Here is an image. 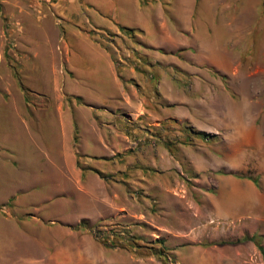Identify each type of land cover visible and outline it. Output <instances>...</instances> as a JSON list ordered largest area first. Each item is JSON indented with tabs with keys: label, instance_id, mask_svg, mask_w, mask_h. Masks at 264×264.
I'll return each mask as SVG.
<instances>
[{
	"label": "rangeland",
	"instance_id": "rangeland-1",
	"mask_svg": "<svg viewBox=\"0 0 264 264\" xmlns=\"http://www.w3.org/2000/svg\"><path fill=\"white\" fill-rule=\"evenodd\" d=\"M195 248L264 264V0H0V264Z\"/></svg>",
	"mask_w": 264,
	"mask_h": 264
},
{
	"label": "crops",
	"instance_id": "crops-1",
	"mask_svg": "<svg viewBox=\"0 0 264 264\" xmlns=\"http://www.w3.org/2000/svg\"><path fill=\"white\" fill-rule=\"evenodd\" d=\"M242 183L247 186L246 191L235 190V187H237V185H240L241 183L231 181L225 184V186L229 189L220 195V200L218 203H216L217 210H219L220 212L230 213L250 211L251 209L258 207V197L260 198L259 194L256 191L252 192L249 183H247L246 181H243ZM190 255L191 257L194 256V262L191 261L190 264H212L211 258L200 255V251L197 248L191 249L186 256H181V258L183 260H187Z\"/></svg>",
	"mask_w": 264,
	"mask_h": 264
},
{
	"label": "trees",
	"instance_id": "trees-1",
	"mask_svg": "<svg viewBox=\"0 0 264 264\" xmlns=\"http://www.w3.org/2000/svg\"><path fill=\"white\" fill-rule=\"evenodd\" d=\"M122 30H125V31H127V32H130V29H126V28H124V27H120ZM13 73H14V75L17 77L18 76V74H17V72L16 71H13ZM253 181H254V179H253ZM79 224L80 225H83V224H85V221H80L79 222ZM242 240H250L251 239V237H248V236H243L242 238H241ZM240 239V240H241ZM103 240V239H102ZM235 242H237V241H235ZM221 243H224V242H221ZM260 248V247H259ZM260 250H261V248H260Z\"/></svg>",
	"mask_w": 264,
	"mask_h": 264
}]
</instances>
